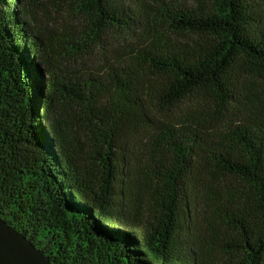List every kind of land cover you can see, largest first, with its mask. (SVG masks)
Wrapping results in <instances>:
<instances>
[{"label": "trees", "instance_id": "trees-1", "mask_svg": "<svg viewBox=\"0 0 264 264\" xmlns=\"http://www.w3.org/2000/svg\"><path fill=\"white\" fill-rule=\"evenodd\" d=\"M0 217L51 264H264V0H0Z\"/></svg>", "mask_w": 264, "mask_h": 264}, {"label": "water", "instance_id": "water-1", "mask_svg": "<svg viewBox=\"0 0 264 264\" xmlns=\"http://www.w3.org/2000/svg\"><path fill=\"white\" fill-rule=\"evenodd\" d=\"M0 264H51V260L0 217Z\"/></svg>", "mask_w": 264, "mask_h": 264}, {"label": "rangeland", "instance_id": "rangeland-1", "mask_svg": "<svg viewBox=\"0 0 264 264\" xmlns=\"http://www.w3.org/2000/svg\"><path fill=\"white\" fill-rule=\"evenodd\" d=\"M118 39V38H115ZM116 45V42H114V40H112V47H114Z\"/></svg>", "mask_w": 264, "mask_h": 264}]
</instances>
